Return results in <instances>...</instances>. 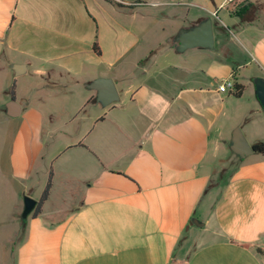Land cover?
Here are the masks:
<instances>
[{
  "label": "crops",
  "instance_id": "crops-1",
  "mask_svg": "<svg viewBox=\"0 0 264 264\" xmlns=\"http://www.w3.org/2000/svg\"><path fill=\"white\" fill-rule=\"evenodd\" d=\"M115 1L123 6L0 0V73L35 81L22 103L12 96L0 107L8 117L12 100L21 109L10 117L20 119L7 176L31 193L25 183L52 147L54 179L74 171L79 186L59 217L44 206L28 221L12 216L11 243L24 238L4 248L9 264H264V155L230 149L237 128L251 146L264 142L255 87L264 79V0H249L248 19L234 27L246 36L245 63L227 59L235 33L207 3L153 0L170 8L158 12ZM205 19L216 51H178L180 33ZM249 63L255 74L238 80ZM97 79L113 80L120 100L98 103L89 86ZM224 81L244 85L243 95L219 92ZM226 149L240 162L215 180Z\"/></svg>",
  "mask_w": 264,
  "mask_h": 264
},
{
  "label": "rangeland",
  "instance_id": "rangeland-1",
  "mask_svg": "<svg viewBox=\"0 0 264 264\" xmlns=\"http://www.w3.org/2000/svg\"><path fill=\"white\" fill-rule=\"evenodd\" d=\"M134 2L135 4H142L137 9L139 11H152L156 10L158 12H167L169 11V7H160V8H151L149 5L153 2V0H123ZM166 2L174 3V5H180L183 0H165ZM192 1V0H191ZM196 4L207 3L210 8H212L213 12H216L222 4L226 0H193ZM142 2V3H136ZM147 4V5H146ZM192 12H198L201 10L199 6L189 7ZM108 11H114L116 8H113L112 5H107ZM233 6L230 5L228 8H224L219 11L218 21L226 27H229L235 36L229 35L227 37L228 44L230 45V49L232 54L227 56V59L230 62L236 63H245L249 61V58L246 56L245 48H247V43L245 42V34L238 33L234 27L241 23V18L238 16H232L230 12H232ZM212 17V16H211ZM213 19H216L213 16ZM243 26V25H242ZM245 27V26H244ZM247 32L252 31L253 27L248 28L245 27ZM250 34V33H249ZM0 63L4 66V61L0 59ZM207 61L202 62V65L205 66ZM257 70L256 64L249 63L248 65L242 67L239 70L238 80L244 76H252L255 74ZM34 80H30L29 75H24L15 78L14 74L10 71L6 73H0V107L6 103L7 99H10L12 96L15 97L18 103L23 102V97H25L28 93H26L25 87H31L34 84ZM24 90V91H23ZM246 96L245 99H247ZM78 101V99H77ZM49 107L52 106V103L48 104ZM47 107V106H46ZM100 109V108H98ZM254 117H249V120H253ZM20 118H10L6 116L4 113L0 111V264H9V260L6 256L4 248L8 246L13 247L14 249L19 246V244L23 240V231L20 235H17L14 239L15 242L11 243L13 229H12V216L16 213L19 214V217L22 218V213L24 209V199L25 197H31L32 199L39 201L43 193L46 189V186L50 179V174L52 173V187L50 191V196L48 200L44 203V208L46 213L56 214V217L61 211L71 207V205L76 204L78 200V181L77 175L74 171H70L68 174L64 173L63 176H56L54 179V167H52L51 159L53 156V149L49 147L51 150L50 154H48L47 159L48 163H37L36 170L34 176L28 180L25 184L31 190V193L23 192L24 187H19L15 182L11 181V179L7 176V165H8V151L7 145L15 131L17 130V125L19 124ZM247 127H245L246 131ZM221 152V151H220ZM221 157L224 160H227L225 163H220L217 165V172L215 173V180H219L220 178L227 179L231 170L236 167L240 159L237 156H234L229 149L221 152ZM50 161V162H49ZM215 161V158H214ZM211 163H213L211 161ZM48 167L49 171L46 170ZM59 167V166H58ZM56 169V167H55ZM56 172V170H55ZM214 180V181H215ZM22 188V189H21ZM21 194V195H20ZM17 198L20 201V205L17 206ZM32 214V213H31ZM30 214V215H31ZM30 219V216L26 221ZM22 220V219H21ZM209 237H207L208 239ZM206 240V236L204 238Z\"/></svg>",
  "mask_w": 264,
  "mask_h": 264
},
{
  "label": "water",
  "instance_id": "water-1",
  "mask_svg": "<svg viewBox=\"0 0 264 264\" xmlns=\"http://www.w3.org/2000/svg\"><path fill=\"white\" fill-rule=\"evenodd\" d=\"M178 41V51L180 52L195 47H201L215 52L216 47L213 21L211 19H205L191 30L182 31L179 35ZM14 70L17 72V68H14ZM89 86L91 89L97 92V101L103 107H107L120 100L115 83L111 79H97L93 81ZM255 87L256 96L264 109V79H258L255 83ZM20 113L21 109L18 105L15 104L14 100L8 103L7 114L10 117H17L20 115ZM230 149L241 159H244L255 152L240 128H237L233 133V139ZM37 203L38 201L32 199L31 197H25L24 209L22 213L23 220H26L35 210Z\"/></svg>",
  "mask_w": 264,
  "mask_h": 264
},
{
  "label": "trees",
  "instance_id": "trees-1",
  "mask_svg": "<svg viewBox=\"0 0 264 264\" xmlns=\"http://www.w3.org/2000/svg\"><path fill=\"white\" fill-rule=\"evenodd\" d=\"M107 1L110 3L116 4L117 6H120V7L123 6L121 3H118L115 0H107ZM247 11L248 10H247L246 5H243V6H240L236 9L232 10V14L240 17L243 21H245L248 19L246 17ZM244 91H245L244 85H242L240 83H234L233 94L235 97H241L243 95ZM252 148L254 149L255 153H259V154L264 155V142H259V143L253 144ZM51 187H52V173L50 174V179H49V182H48L46 189L43 193L42 198L38 201L35 210L32 212L33 217L39 216V214L42 212L43 205L48 200V198L50 196ZM258 252L264 253V251L261 249H258Z\"/></svg>",
  "mask_w": 264,
  "mask_h": 264
},
{
  "label": "built area",
  "instance_id": "built-area-1",
  "mask_svg": "<svg viewBox=\"0 0 264 264\" xmlns=\"http://www.w3.org/2000/svg\"><path fill=\"white\" fill-rule=\"evenodd\" d=\"M249 0H226L224 4H222L220 6V8L214 13V16H218V13L220 10L224 9V8H228L230 5L233 6V10L243 6V5H247ZM234 89V83L232 81H224L222 83H220L218 90L219 92H227L229 90H233Z\"/></svg>",
  "mask_w": 264,
  "mask_h": 264
}]
</instances>
